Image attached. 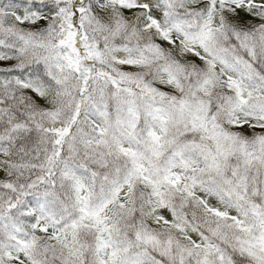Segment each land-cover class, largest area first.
I'll return each mask as SVG.
<instances>
[{
  "label": "snow or ice",
  "instance_id": "1",
  "mask_svg": "<svg viewBox=\"0 0 264 264\" xmlns=\"http://www.w3.org/2000/svg\"><path fill=\"white\" fill-rule=\"evenodd\" d=\"M0 264H264V0H0Z\"/></svg>",
  "mask_w": 264,
  "mask_h": 264
}]
</instances>
